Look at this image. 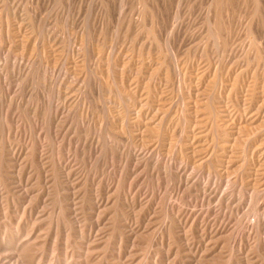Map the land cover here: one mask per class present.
I'll use <instances>...</instances> for the list:
<instances>
[{"label":"rangeland","instance_id":"1","mask_svg":"<svg viewBox=\"0 0 264 264\" xmlns=\"http://www.w3.org/2000/svg\"><path fill=\"white\" fill-rule=\"evenodd\" d=\"M0 202L33 264H264V0H0Z\"/></svg>","mask_w":264,"mask_h":264},{"label":"bare ground","instance_id":"2","mask_svg":"<svg viewBox=\"0 0 264 264\" xmlns=\"http://www.w3.org/2000/svg\"><path fill=\"white\" fill-rule=\"evenodd\" d=\"M217 19V18H216ZM219 20V19H218ZM215 21V20H214ZM209 22V21H208ZM220 24V23H219ZM218 25V24H217ZM214 26H215V23H214ZM214 28V27H213ZM216 28V27H215ZM222 31V30H221ZM225 34V33H224ZM220 41V40H219ZM217 45V44H216ZM214 46V45H213ZM218 53V52H217ZM220 57V56H219ZM215 113V112H214ZM234 136V135H233ZM218 145V144H217ZM45 172V171H44ZM231 189V188H230ZM232 190V189H231ZM70 191V190H69ZM67 198V197H66ZM71 199V198H70ZM72 201V200H71ZM1 203V202H0ZM34 206V205H33ZM128 206V205H127ZM132 210V209H131ZM2 211V210H1ZM133 212V211H132ZM29 216V215H28ZM18 218V217H17ZM30 220V219H29ZM35 220V219H34ZM8 223V222H7ZM126 224V223H125ZM190 225V224H189ZM188 225V226H189ZM174 226V225H173ZM25 227V226H24ZM176 227V226H175ZM220 227V226H219ZM4 228V227H3ZM98 228V227H97ZM146 228V227H145ZM227 228V227H226ZM25 229V228H24ZM26 232V231H25ZM128 232V231H127ZM214 232V231H213ZM16 233V232H15ZM11 235V234H10ZM20 235V234H19ZM42 235V234H41ZM102 235H103V233H102ZM14 236V235H13ZM13 236H12V239H11V236H3L2 238H1V240L5 243V244H7L9 247H7V250H8V252H9V256H7V254H6V256H2L1 254H0V264H33V263H35V262H37L38 263V261H39V259H38V256L39 255H37V253H36V249H31V248H29V247H27V246H25V245H23L22 243H20V242H16V243H14L13 242V240H15V239H13ZM101 236V235H100ZM37 237V236H36ZM20 238V237H19ZM17 239V238H16ZM91 239V238H90ZM19 241V240H18ZM93 241H95V240H93ZM203 241V240H202ZM23 242V241H22ZM66 242V241H65ZM91 242H92V240H91ZM119 242V241H118ZM38 243V242H37ZM67 243V242H66ZM36 244V243H35ZM49 244V243H48ZM169 244V243H168ZM38 245H39V243H38ZM42 245V244H41ZM62 245V244H61ZM85 245V244H84ZM50 246V245H49ZM66 247V246H65ZM85 247H86V245H85ZM84 246H83V248H85ZM1 248V247H0ZM53 248V247H52ZM80 248V247H79ZM90 248V247H89ZM89 248H88V250H89ZM173 249V248H172ZM238 249V248H237ZM4 250H6V249H4ZM56 250V249H55ZM62 250V249H61ZM70 250V249H69ZM81 250H83V249H81ZM86 250H87V247H86ZM53 251H54V249H53ZM48 252H49V250H48ZM83 252H84V250H83ZM63 253V252H62ZM77 253V252H76ZM81 253V252H80ZM115 253V252H114ZM69 253H67V255H68ZM83 253H81V255H82ZM94 254H95V252H94ZM192 254V253H191ZM67 255L65 256V257H67ZM69 256V255H68ZM92 256V255H91ZM95 257V256H94ZM48 258V257H47ZM83 257H81V259H82ZM87 258V259H86ZM38 260V261H37ZM41 260V259H40ZM47 260H49V259H47ZM46 260V261H47ZM85 261V262H84ZM49 262H50V260H49ZM82 262H84L85 264L86 263H90V262H92V259H90V258H88V257H84V259H83V261ZM81 263V262H80ZM92 263H94V262H92ZM92 263H90V264H92ZM123 263V262H122ZM59 264H61L60 262H59ZM83 264V263H82ZM124 264V263H123Z\"/></svg>","mask_w":264,"mask_h":264}]
</instances>
